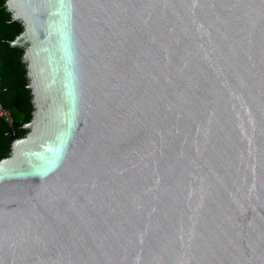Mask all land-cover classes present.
Here are the masks:
<instances>
[{
	"label": "water",
	"instance_id": "water-1",
	"mask_svg": "<svg viewBox=\"0 0 264 264\" xmlns=\"http://www.w3.org/2000/svg\"><path fill=\"white\" fill-rule=\"evenodd\" d=\"M5 6L0 264H264V0Z\"/></svg>",
	"mask_w": 264,
	"mask_h": 264
},
{
	"label": "trees",
	"instance_id": "trees-1",
	"mask_svg": "<svg viewBox=\"0 0 264 264\" xmlns=\"http://www.w3.org/2000/svg\"><path fill=\"white\" fill-rule=\"evenodd\" d=\"M5 2L0 0V104L10 112L12 128L18 131L21 124L30 119L31 96L30 90L26 88V72L19 64L23 51L9 44L22 31V25L12 20ZM12 128L0 118V158L9 155L7 135Z\"/></svg>",
	"mask_w": 264,
	"mask_h": 264
},
{
	"label": "built area",
	"instance_id": "built-area-1",
	"mask_svg": "<svg viewBox=\"0 0 264 264\" xmlns=\"http://www.w3.org/2000/svg\"><path fill=\"white\" fill-rule=\"evenodd\" d=\"M0 118L2 120H4L8 124L9 127L12 128L13 122H12V117L10 115V112L8 110L4 109L1 106V104H0Z\"/></svg>",
	"mask_w": 264,
	"mask_h": 264
},
{
	"label": "flooded vegetation",
	"instance_id": "flooded-vegetation-1",
	"mask_svg": "<svg viewBox=\"0 0 264 264\" xmlns=\"http://www.w3.org/2000/svg\"><path fill=\"white\" fill-rule=\"evenodd\" d=\"M30 118H31V116H30ZM30 121V119L27 121V122H29ZM25 123V122H24ZM19 132V133H18ZM17 134L20 136V137H24L25 136V132L24 131H22V130H18L17 131Z\"/></svg>",
	"mask_w": 264,
	"mask_h": 264
}]
</instances>
